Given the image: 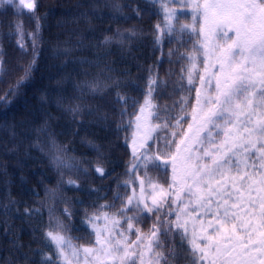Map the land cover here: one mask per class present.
Returning a JSON list of instances; mask_svg holds the SVG:
<instances>
[{
    "label": "snow or ice",
    "instance_id": "snow-or-ice-1",
    "mask_svg": "<svg viewBox=\"0 0 264 264\" xmlns=\"http://www.w3.org/2000/svg\"><path fill=\"white\" fill-rule=\"evenodd\" d=\"M14 3L17 12H35L36 0H0ZM153 3L163 12L161 34L180 45L169 52L180 71L168 93L179 94V100L163 106L161 116L153 93L165 94L167 82L155 77L148 80L142 104L116 92L121 124L129 101L135 109L127 121L129 179L117 184L125 191H117L113 203L85 212L87 237L75 239H88L86 244L75 243L57 220L43 237L45 248L54 246L55 259L39 249L40 264H171L178 254L191 264H264V0ZM15 28L23 48L22 24ZM34 64L33 59L14 87L29 78ZM120 83L113 80L116 87ZM86 87L96 93L99 86ZM68 110L74 117L82 111L79 105ZM54 162L72 167L60 157ZM149 165L165 175L170 169L167 186L149 175ZM95 171L104 175L100 166ZM68 183L78 187L74 180ZM117 201L118 211H109ZM147 219L153 223L144 231L139 225ZM173 240L179 241V253Z\"/></svg>",
    "mask_w": 264,
    "mask_h": 264
},
{
    "label": "trees",
    "instance_id": "trees-1",
    "mask_svg": "<svg viewBox=\"0 0 264 264\" xmlns=\"http://www.w3.org/2000/svg\"><path fill=\"white\" fill-rule=\"evenodd\" d=\"M16 23L22 24L23 48ZM164 28L163 12L153 0H36L34 13L17 12L15 3L0 5V264H40L39 249L55 259L54 246L45 248L43 237L57 220L75 243H88L75 239L87 237L85 212L113 203L115 193L125 191L117 184L129 179L127 121L135 109L129 101L121 124L116 92L142 104L148 80L155 77L167 82L165 94L153 93L161 116L163 106L179 100V94L168 93L178 85L180 71L169 52L180 45L161 34ZM33 59L29 78L14 87ZM87 84H97V92ZM77 105L82 111L74 117L68 109ZM55 157L72 167L58 166ZM149 175L167 186L170 169L165 175L149 165ZM116 203L109 211H118ZM152 223L147 219L139 226L147 231ZM173 245L179 253V241ZM169 247L166 243V255ZM170 260L191 264L186 255Z\"/></svg>",
    "mask_w": 264,
    "mask_h": 264
}]
</instances>
